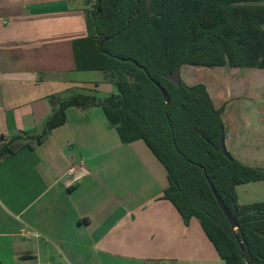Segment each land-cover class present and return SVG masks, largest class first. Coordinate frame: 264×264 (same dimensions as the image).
<instances>
[{
    "label": "crops",
    "instance_id": "0c3cea01",
    "mask_svg": "<svg viewBox=\"0 0 264 264\" xmlns=\"http://www.w3.org/2000/svg\"><path fill=\"white\" fill-rule=\"evenodd\" d=\"M92 6L0 0V144L40 134L49 98L85 83L73 44L87 36ZM181 78L223 109L230 155L264 169V70L185 65ZM249 184L264 190L239 186ZM168 188L143 140L122 143L100 107L71 108L44 143L0 164V264H224L200 221L186 224L165 199Z\"/></svg>",
    "mask_w": 264,
    "mask_h": 264
},
{
    "label": "trees",
    "instance_id": "16d2710c",
    "mask_svg": "<svg viewBox=\"0 0 264 264\" xmlns=\"http://www.w3.org/2000/svg\"><path fill=\"white\" fill-rule=\"evenodd\" d=\"M92 1L87 36L73 44L76 70L104 73L117 93L104 99L51 96L43 131L4 139L0 164L44 143L66 124L69 109L100 107L122 143L143 140L164 165L165 199L186 224L200 221L225 264H264V203L241 206L236 193L239 185L264 182V169L223 155V109L215 107L205 85L167 79L185 65L264 70V0ZM156 83L168 92L169 106ZM210 183L236 217L237 229Z\"/></svg>",
    "mask_w": 264,
    "mask_h": 264
},
{
    "label": "rangeland",
    "instance_id": "374dc122",
    "mask_svg": "<svg viewBox=\"0 0 264 264\" xmlns=\"http://www.w3.org/2000/svg\"><path fill=\"white\" fill-rule=\"evenodd\" d=\"M75 77L77 79H81L85 83L82 84L80 87H76L75 91H73L72 94L71 92L66 93L62 95L63 97H67V95L70 96L73 94H83V95L96 96L100 99H104L106 97H109L112 94L113 89H114V93L115 94L117 93V89L114 86V82H112V80H108L105 82L104 73L102 72H99V71L80 72L79 71L77 72ZM246 187H253V186L250 184L246 186L245 185L239 186L238 191L236 192L239 194L240 201L238 202L240 205L250 203V202L262 203L258 201L260 199H262L264 202V190H262V188H257L260 186H256V188L254 186V188H250L249 190H245Z\"/></svg>",
    "mask_w": 264,
    "mask_h": 264
},
{
    "label": "water",
    "instance_id": "95a60500",
    "mask_svg": "<svg viewBox=\"0 0 264 264\" xmlns=\"http://www.w3.org/2000/svg\"><path fill=\"white\" fill-rule=\"evenodd\" d=\"M100 12V11H99ZM122 62H127L130 60H126V59H121ZM137 67H140V65L134 61H132ZM167 79L171 82H173L176 85H180V81H181V68H178L175 72H173L172 74H170ZM156 86L160 89L163 98L167 104V106H169L171 104V98L168 94V92L159 84L156 83ZM220 145H221V151L223 153V155L225 157H227L228 159H232V156L228 153V151L226 150V146H225V138H224V133H222L221 138H220ZM211 186V190L212 193L216 199V201L218 202L220 208L222 209L225 217L227 218L230 226L233 229H237L238 227V223H237V219L235 216L232 215V213L227 209L226 205L224 204L222 198L219 196L215 186L210 183Z\"/></svg>",
    "mask_w": 264,
    "mask_h": 264
},
{
    "label": "built area",
    "instance_id": "2783aa9c",
    "mask_svg": "<svg viewBox=\"0 0 264 264\" xmlns=\"http://www.w3.org/2000/svg\"><path fill=\"white\" fill-rule=\"evenodd\" d=\"M25 235H29V236H37L35 233H33L32 231H24Z\"/></svg>",
    "mask_w": 264,
    "mask_h": 264
}]
</instances>
